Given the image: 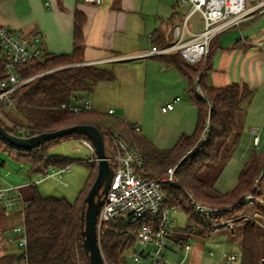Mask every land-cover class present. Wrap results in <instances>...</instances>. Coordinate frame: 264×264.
I'll use <instances>...</instances> for the list:
<instances>
[{
    "label": "trees",
    "instance_id": "1",
    "mask_svg": "<svg viewBox=\"0 0 264 264\" xmlns=\"http://www.w3.org/2000/svg\"><path fill=\"white\" fill-rule=\"evenodd\" d=\"M85 21V14L76 11L72 53L46 52L42 59L25 64L21 69L23 77L39 75L15 90L12 97L13 106H4L2 102L0 105L3 108L16 110L23 119L21 125L29 129L32 134L75 123L95 124L103 132L107 156L112 153L108 132L116 131L143 157L145 163L139 173L146 178L156 179L162 176L168 167L178 162L175 175L179 185L165 186L168 198L164 207H175L178 211H183L188 221L193 223L190 228H193L194 233L201 239H210L217 233H227L225 230H229V238H240L241 251L238 257L241 259L240 264H264L262 262L264 229L257 221L245 219L220 228L213 226L215 220L232 218L241 213L254 211L255 208H261L264 212V203L254 201L251 205L243 200L246 193L261 192L255 187V178L262 173L264 179V164L261 165L259 156L256 153L251 155L240 171L237 184L226 192L212 191L208 182L202 177V173L221 157L223 147L238 126V115L244 111L242 103L251 100L255 90L246 83L234 82L216 87L206 81L207 72L212 68V58L217 49V45L212 42L207 56L196 65L186 61L178 52L159 55L161 61L176 67L187 79L189 99L198 109L195 131L192 134H182L172 148H159L145 137L140 129H136L135 125L113 113L94 109L76 113L62 107L63 104H72L78 98H85L82 93L92 91L98 82L112 81L116 78L111 68L96 64H81L84 61ZM2 61L0 59V78L4 76ZM74 63L77 64L40 74L57 66ZM197 78L205 97L196 90ZM209 104L211 105L210 129L206 138L196 145L208 117ZM0 122L9 132L19 135L16 129L17 123H10L1 115ZM72 139L90 140L84 134L74 133L49 140L36 148L23 149L10 144L0 136V150L17 161L30 164L31 174H46L53 168L60 169L74 162H84L82 159H72L52 153L56 145ZM84 163L90 166L91 173L76 201H70L64 196L44 195L36 183L28 185V195L22 194L25 202L22 215L28 236L30 264H89L83 243L82 215L87 206L86 196L97 175L98 161L87 160ZM190 194L203 203L221 206L224 209L217 217L197 214L191 205ZM231 204L235 206L228 208ZM3 211L5 209L2 207L1 215ZM145 221L155 226L159 223V220L149 214L146 219L137 223L112 220L108 223L109 227L103 228L101 245L107 264H127V252L135 246L136 231ZM177 242L181 244L180 237L177 238ZM17 261V254L11 250H0V264H17Z\"/></svg>",
    "mask_w": 264,
    "mask_h": 264
},
{
    "label": "built area",
    "instance_id": "2",
    "mask_svg": "<svg viewBox=\"0 0 264 264\" xmlns=\"http://www.w3.org/2000/svg\"><path fill=\"white\" fill-rule=\"evenodd\" d=\"M84 1L99 3L101 0ZM250 1L252 0H176L178 5H189V11L183 20L174 27L175 41L163 46L155 44L150 50L136 55L147 57L178 52L186 61L196 65L207 56L212 40L219 33L232 26L240 25L250 13L264 3L260 2L251 6ZM195 15L203 23V28L192 32L189 27V21ZM187 34L191 36L187 38ZM0 49V59L3 60L4 64V76L0 78V103H4V106H13L12 97L15 90L39 75L23 77L21 73L22 67L33 60L42 59L47 51L40 33L28 36L3 24H0ZM76 64L57 66L40 74ZM196 83L197 92L205 97L198 78ZM180 100L181 98L177 96L174 100L162 105V111L173 110L176 103ZM210 106L209 104L208 117L203 126L201 140L206 138L210 129ZM62 107L80 113L84 110H92L93 104L89 98L85 97L78 98L70 105L63 104ZM109 113H114V110L109 109ZM0 115L10 123L12 122L4 115L3 106L1 105ZM135 128L140 129L137 125H135ZM16 129L20 132L19 135H33L29 129L22 125L17 124ZM251 134L253 142L258 143L260 140L259 130L252 128ZM108 136L112 141V153L107 158L112 164L114 172L111 185L98 215L97 226L99 233L101 234L103 228L107 227L112 220L137 223L151 214L153 218L159 220L158 226L145 221L137 229L135 246L128 251L134 264H184L183 261L172 259L168 256L171 233L178 231L175 220H171V214L178 210L175 207H164L168 198L165 186L167 184L179 185L175 175L178 163L168 167L164 174L156 179L146 178L139 173L145 163L139 151L131 147L116 131H109ZM80 142L92 151V156L88 161H98L93 143L88 139H81ZM69 168L70 166L50 169L46 174H40L39 181L53 175L62 176L63 171ZM261 181L262 173L255 178V187L258 190L260 189ZM18 189L19 187L17 186H0V210L3 207L7 211L18 201L17 198L10 195V192L15 190L18 192L23 211L25 202ZM243 200L251 205L254 201L264 203V192H259L258 194L246 193L243 196ZM190 201L195 212L206 217H217L224 209L223 207L202 203L192 194H190ZM234 206L235 204H231L228 208H233ZM245 219L257 221V218L250 213H241L232 218H224L220 221L215 220L213 226L215 228L229 226ZM187 230L194 233L193 228ZM7 242L11 245L13 244L11 251L18 256L17 264H30L28 236L23 221L13 227L12 234L7 239ZM179 245L181 249L185 250H192L193 248V245L186 240H183ZM208 252L210 255L214 254L213 250ZM223 257L228 264H231L238 259L239 253L224 252ZM262 262L264 263V257Z\"/></svg>",
    "mask_w": 264,
    "mask_h": 264
},
{
    "label": "crops",
    "instance_id": "3",
    "mask_svg": "<svg viewBox=\"0 0 264 264\" xmlns=\"http://www.w3.org/2000/svg\"><path fill=\"white\" fill-rule=\"evenodd\" d=\"M260 2L264 0H252L249 3L252 6ZM185 6L187 8H184ZM76 11L86 16L83 25L84 61L82 63L93 62L92 64L106 68V65L111 67L117 64L122 67L129 65L130 68L134 66L135 61L144 60L146 66L150 63L152 68L149 72L147 67V71L144 72L146 86L148 79L155 74L174 80L178 84H183V79L188 83L176 67L161 61L159 55L147 57L136 55L150 50L155 44L163 46L175 41L174 27L189 11V5H178L176 0H101L99 3L84 0H0V24L28 36L40 33L48 53L67 54L74 50ZM146 14L148 15L145 16ZM189 27L192 32H196L203 28V23L195 15L190 19ZM190 36L187 34V38ZM212 44L217 45V49L212 58V68L207 72L206 81L216 87L234 82L246 83L255 90L253 98L245 100L252 107L256 96L264 97V3L250 13L240 25L219 33ZM130 76L132 75L127 72V84L133 83ZM140 76L143 77L142 74ZM176 105L173 110L168 111L170 115L181 107L185 108L181 105L177 109ZM139 128L141 130V127ZM257 129L260 140L258 143L253 142L255 146H259L262 141L261 131ZM38 175L40 177V174ZM39 182L41 181L38 178L32 183ZM10 209L3 211L1 215V218L5 216L3 222L0 218V243L2 242L1 244H5L6 247L7 240L5 242L1 232L7 225L8 217L12 216ZM178 237L176 232L171 234L169 257L177 256V248L180 246L177 242ZM225 241L240 243V238L231 241L228 237Z\"/></svg>",
    "mask_w": 264,
    "mask_h": 264
},
{
    "label": "rangeland",
    "instance_id": "4",
    "mask_svg": "<svg viewBox=\"0 0 264 264\" xmlns=\"http://www.w3.org/2000/svg\"><path fill=\"white\" fill-rule=\"evenodd\" d=\"M133 65L130 68L129 65L127 67L118 64L114 67L106 65L107 68L113 69L116 78L118 75L117 80L114 81L115 78L114 82H101L94 86L92 91L82 93V96H86L92 101L94 110L107 113L110 108H113L115 115L126 119L130 124L141 127V133L157 147L172 148L183 133L192 134L197 127L198 109L189 99L188 83L183 79L184 83L178 84L174 80L155 74L148 79L146 86L144 72L147 71V67H149L150 72L152 69L150 63L146 66L143 60L135 61ZM127 72L132 75L130 76L132 77V84H127ZM177 96L181 98V102L179 101V104L176 105L177 109L181 105L185 108L182 109L183 107H181L171 115L170 112L164 113L161 109L162 105L174 100ZM243 108L244 112L238 115V126L235 127L233 134L223 147L221 157L202 173L203 179L208 182L212 191L226 192L231 190L237 184L238 176L244 164L254 153L259 156L261 165L264 164V97L262 95L256 96L252 107L248 105L247 101H244ZM3 113L12 121L11 123L22 124L23 119L16 110L5 107ZM251 128H259L261 131L262 141L259 146L253 144V137L250 134ZM200 141L199 138L196 145ZM52 153L65 155L72 159H82L84 162H87L92 156L90 149L81 144L80 140L74 139L56 145L52 149ZM84 162H74L69 169L63 171L62 176H49L36 183L39 190L44 195L64 196L70 201H76L91 173L90 166ZM38 178V174L30 173V164L17 161L5 151L0 150V186H17L21 195L23 193L28 195V184L36 182ZM260 190L264 192V179L260 183ZM10 195L17 198L18 201L10 209L12 216L8 217L6 227L2 228L1 233L5 242L12 234L13 227L22 221V204L18 192L12 190ZM23 197L22 195V199ZM247 213L255 216L258 224L264 229V212L261 208H255L254 211ZM4 219L5 216H2L1 221L3 222ZM173 219L175 225L178 226V231H175L176 235L182 241L186 240L192 244L193 248L192 250H185L179 246L177 256L171 257L172 259L183 261L184 264H228L223 253H240L241 251L240 243L225 241L228 238V233H230L229 230H225L227 233H217L213 236L214 238L204 240L199 238L196 233L187 230L193 226V223L188 221L183 211L172 213L171 220ZM231 241H237V239L231 237ZM1 243L0 250L13 248V244L6 242V247L5 244ZM209 250H213L214 254L210 255ZM127 256V264H134L129 252H127ZM240 260L238 258L231 264H240Z\"/></svg>",
    "mask_w": 264,
    "mask_h": 264
},
{
    "label": "water",
    "instance_id": "5",
    "mask_svg": "<svg viewBox=\"0 0 264 264\" xmlns=\"http://www.w3.org/2000/svg\"><path fill=\"white\" fill-rule=\"evenodd\" d=\"M74 133L84 134L91 140L98 158L97 175L86 196L87 206L82 215L84 249L89 264H107L102 251L101 234L98 230L97 221L111 185L114 169L107 158L105 139L101 128L92 123H75L38 134L23 136L9 132L0 122V136L10 144L23 149L36 148L49 140Z\"/></svg>",
    "mask_w": 264,
    "mask_h": 264
}]
</instances>
